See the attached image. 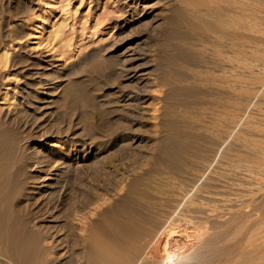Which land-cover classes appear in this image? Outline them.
I'll list each match as a JSON object with an SVG mask.
<instances>
[{"label": "rangeland", "instance_id": "rangeland-1", "mask_svg": "<svg viewBox=\"0 0 264 264\" xmlns=\"http://www.w3.org/2000/svg\"><path fill=\"white\" fill-rule=\"evenodd\" d=\"M194 1L0 0V56L10 46L7 63H0V118L12 124L20 114L15 120H22L18 128L0 127L7 128L0 151L17 144L27 154L46 153L44 143L58 135L74 143V154L86 150L85 163L129 167L130 180L147 167L206 171L169 224L137 204L130 188L135 184L128 194L124 183L108 189L105 198L115 202L112 218L128 223L133 217L150 229L138 234L134 245L123 239L110 244L99 236L118 248L116 259L96 260L93 231L83 243L74 238L79 233L63 231L69 235L61 244L45 240L36 255L29 241L19 247L0 235V264H219L221 251L239 229L264 230V0L244 1L243 39H233L226 53L216 48L213 53L202 41L194 44L190 28L198 21L189 8ZM190 70L223 77L227 88L192 82L186 75ZM178 118L189 141L167 127ZM189 121L193 129L187 128ZM10 137H16L13 146ZM184 232L193 233V241L171 239Z\"/></svg>", "mask_w": 264, "mask_h": 264}, {"label": "bare ground", "instance_id": "bare-ground-1", "mask_svg": "<svg viewBox=\"0 0 264 264\" xmlns=\"http://www.w3.org/2000/svg\"><path fill=\"white\" fill-rule=\"evenodd\" d=\"M244 1L245 0H195L194 2H190L189 8H190L191 12L194 14L193 17L198 21V22L196 21L197 24L199 23V28L197 27V24H196V26H194L193 23L192 24H193L194 28L191 27L192 25L189 26V27H191L190 32L193 33L192 37L193 36L195 37V39H193L194 44L198 43L199 41H202L205 43V45H208L209 50H211L214 53V51H215L214 48H216V50L217 49H223L224 52H225V50L230 49L232 42H233V39L235 40V38L238 39L239 41H241L243 39V30H244L243 21L246 18L245 14H244V12H246V10L244 11V9H245V7H244L245 2ZM184 7H186V5ZM242 8H243V10H242ZM182 32H183V30H182ZM54 33L57 34V33H59V31L58 30L56 32L54 31ZM188 34H189V31H188ZM199 37H200V39H199ZM185 38H188V36L186 35ZM197 45H199V43ZM202 46H204V45H202ZM5 47L6 46H4V48L2 50L3 52L0 56V63H4V64L7 63L8 54H9L8 50L10 49V46H9V48H5ZM188 50H189V48H188ZM208 55L210 56V54H208ZM184 64H185V61H184ZM207 70H208V68H207ZM190 71H191V73L188 72V73H186V75L188 77V80H191L192 82L204 81L205 83H208L211 86L213 85L214 89H215L216 85H218V86L223 85L224 88H227V81H226L227 79L225 80L223 77L220 80V78L217 79L216 76L212 75L211 72H210L211 75H208L207 73H205V74H203L201 72L199 73V71H198V73H197V71H192V70H190ZM183 73H184V71H183ZM177 75H178V73H177ZM184 75H185V73H184ZM221 75H223V74H221ZM175 78H176V75H175ZM183 78L185 81V77H183ZM165 81H167V80H165ZM192 82H190V84ZM172 83H173V81H172ZM238 84H239V82H238ZM194 89H195V87H194ZM208 90H210V87ZM197 93H199V92H197ZM200 93H201V91H200ZM194 94L196 95V91ZM214 102H215V100H214ZM1 104H2V102H1ZM190 104H192V103L189 102L188 106ZM211 104H213V103H211ZM188 106H186V108ZM192 106H191V108H192ZM195 107H193V108H195ZM204 108L206 109V107H204ZM19 115L20 114L16 115V117L13 118L14 123H12V124L14 125L13 126L14 128H16V127L18 128V125L21 124L22 120L18 124V122H19L18 120L21 119V118L17 117ZM170 115H172V114H170ZM175 116L177 117V115H175ZM16 118L18 120H15ZM23 118H24V116H23ZM179 118L176 121L177 123L173 122V121H170V122L167 121V122H169L167 127L169 130L178 131V133H176V134L178 135V138L180 140L189 141V137H187V135H185L183 133L185 131V129L183 132L180 133V130L178 128ZM16 121H18V122H16ZM6 123H7L6 120L4 121L3 118H0V127L3 126V124L5 126H8V125L11 126L12 125L11 122H9V121L7 124ZM25 124H27V122ZM25 124H24V126H25ZM193 124H194V122L192 123L189 121L187 124L188 125L187 128L193 129L192 128ZM21 126L24 127L23 125H21ZM40 129H41V127H40ZM6 130H7V128H6ZM6 130H4V129L0 130V137L1 136L3 137L6 135V132H7ZM188 131L189 130L187 129V132ZM187 132H186V134H187ZM173 135H175V134H173ZM6 137L3 139H6ZM37 137L40 139L39 136H37ZM41 137H43V136H41ZM197 137H198V135H197ZM15 138L16 137H10V139H7V140H9V143H11L12 146L15 145L14 143H17L15 141L16 140ZM36 138H34V139H36ZM59 138L60 137L57 135L55 140H52V141L49 140V141H47V143H44V146L47 147L46 153L40 151V152L34 153V154H32V153L27 154L26 153L27 150L25 149L26 151H21L16 146L17 144L15 145L17 148L14 146L15 149H13L14 148L13 147V148H11V150L8 149L9 151L5 150L7 153L0 151V235L2 236V238H5V240L7 239V241L8 240L10 242L12 241L11 243H13L14 245L16 243L18 246L19 245L24 246L26 241H29L28 243L31 244V246H30L31 251L33 250L32 253L34 252V255H36V253L38 251L37 248L39 247V245H42V243L45 240H49V241L51 240V241H53L51 243H57V245H58L59 242L61 244V241L63 240V238L66 239L69 235V234L68 235L63 234L62 233L63 231L64 232L69 231V233L75 231L76 233H79V236L76 234V235H74L75 236L74 238H75V240L77 239L80 241L83 237L84 238L85 237L90 238L89 236L93 234L94 237L92 236V238H91V246L95 251V255H94V253H93V255L95 256L96 260L99 259L97 261L101 262V263L105 259L109 260V258L111 259L112 257L117 256V254L119 252V251H116V250H118V248L113 247L114 248L113 249L112 245L110 246V244L112 242L115 244L116 243L118 244L119 241L120 240L122 241V239H123L125 241V242L123 241L124 243L127 244V242H128V243L134 245V243L137 241V238H138V237L136 238V236L138 234L139 235L143 234L146 231L149 232L150 229L149 230L146 229V228H148V226L146 224H144V222L141 221L142 223H140V222L136 221L135 219H132L133 217L129 220L128 223H125L126 221L123 223L117 222V220H115L114 217L112 218L110 213H114L111 211L113 210V206L115 205V202L113 201V204H111V202H109L108 199L105 198L106 194H108L107 193L108 189H111V190L116 189L117 190L118 187H121L123 185V183L126 184V188L127 187L128 188L125 191V193L128 194L130 188H131V190L133 189L135 191V197H137L136 198L137 199L136 202H138L137 204L140 203L142 208L147 212V214L153 215L155 217L160 216L161 217L160 219L163 218L162 220H165L164 223H168V221L171 219L172 216H174V214L176 213V211L178 210L180 205L183 204L184 200H186V198L188 197L190 192L200 182V180L203 178V176L206 172V171L205 172L203 171V173L198 174V172H194V170L192 169V167H190V165H188L190 168L186 167L187 170H185V169L182 170L178 167L179 170L177 172H174L170 169H169V171L165 172V171L161 170L159 168V166H157V168L152 169V170L148 169V167H147V169H145V170L142 169V170H144V174L141 176H145V177H141V176L139 177L138 176L137 178H132V180H130L131 178L128 179L129 177L127 174L129 167L123 168V167H120L121 166L120 164H119L120 166H115V165L112 166L108 163L109 166H103L102 165L103 163L102 164L101 163H96V164L90 163V164H88L87 162L85 163V159L87 157L86 156L87 154L85 152L86 150H84V149L76 150V154H74L75 152L73 153V151H75V150H72V148L74 147V145H73L74 143L73 144L71 143L68 145L64 141L62 142L60 140L61 138L60 139ZM93 138H94V136H93ZM195 138H196V136H195ZM195 138H193V139H195ZM3 139H1V140H3ZM24 139H29V137L26 135L24 137ZM205 139H207V138H205ZM18 141L20 142L21 140L18 139ZM19 142H18V144H19ZM24 143H25V141H24ZM0 144H1V142H0ZM220 144L221 143H219V145ZM3 145L1 148H3ZM11 145H9V148ZM4 146H6V145H4ZM222 146H224V145H222ZM82 147H85L84 144L82 145ZM56 148L58 150H55ZM185 149H187V148H185ZM219 149H221V148H219ZM60 150H62V151L65 150V151L62 152ZM195 150H196V148H195ZM205 150L207 151V149H205ZM186 151H188V150H186ZM188 152H190V151H188ZM197 153L198 152L196 151V154ZM199 153H198V158H199ZM81 154H83V155H81ZM196 154H195V156H196ZM97 160H99V159H97ZM70 161H72L74 163H70ZM105 161H106V159H105ZM107 162H108V160H107ZM171 164H173V163H171ZM209 165L210 164H208V166ZM122 166H124V165H122ZM173 167H175V166H173ZM207 168L208 167H206L205 170H207ZM195 171H196V169H195ZM126 180H128L129 183H125ZM207 180H209V179H207ZM104 183H107L109 185V187H105ZM101 185H103V186H101ZM131 185H134V186H132L133 188L130 187ZM103 190L105 192H102ZM109 192H110V190H109ZM130 192L132 193V191H130ZM127 194H126V196H127ZM202 197H203V195H202ZM128 198L126 197L127 201H128ZM112 200H114V198ZM130 201H132V200H130ZM196 201L198 202V201H200V199H196ZM202 201H201V203H202ZM197 202H194V203H197ZM203 202H205V201H203ZM140 204H139V206H140ZM197 204L200 206L199 203H197ZM249 205H251V204H249ZM210 209L211 208H209L207 210H210ZM139 210H141V208ZM131 214H132V212H131ZM233 215H235V214H233ZM140 220H142V219H140ZM255 228L256 227H254V229L252 231L248 228L246 230L241 228L242 230L239 229V231L237 230L238 232H236V233L234 232L235 234H233V237L231 236L232 237L231 241H229L231 243L229 245H227L224 242L226 244V246L224 247V250L221 251V253L223 252V254H222L223 257L220 256L222 258V261L218 260L217 262L218 263L220 262L219 264H264V230L258 232L257 230H259V229L256 228V230H255ZM89 232L90 233L92 232V234H90L89 236L86 235V234H89ZM180 232H182V231H180ZM77 236L80 239H78ZM99 236L100 237L106 236V238L110 244L108 243L107 240H103V237L101 239ZM74 238H73V241H74ZM193 238H194V234L191 232H184V234L183 233L182 234H179V233L176 234L175 233V234L171 235V239L174 242L175 241H183V243H188V242L193 241ZM141 239H142V237H141ZM2 241H0V243ZM82 241H81V243H83L85 240L83 242ZM10 242H8V243L10 244ZM75 242H77V241H74V243ZM78 242L76 244H78ZM216 243H218V242H216ZM9 244H7V245H9ZM51 245H53V244H51ZM215 245H217V244H215ZM120 246H121V244H120ZM215 248H217V246ZM221 249H223V248H221ZM22 250H24V249H22ZM28 250H30V249H28ZM123 250H124V248H123ZM89 251H91V250H89ZM114 251H116L117 253H114ZM215 251H213V252H215ZM25 253H26V251H25ZM217 255H219V254H217ZM94 256L92 258H94ZM23 257H24V255H23ZM95 258H94V260H95ZM114 258L116 259V257H114ZM38 260H40V259H38ZM96 260H95V262H96ZM103 262H105V261H103ZM39 263H37V264H39Z\"/></svg>", "mask_w": 264, "mask_h": 264}]
</instances>
